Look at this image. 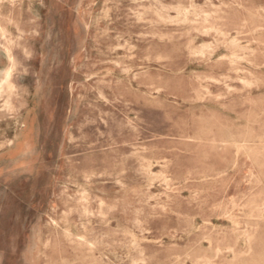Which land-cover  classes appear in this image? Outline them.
<instances>
[{"label": "rangeland", "instance_id": "obj_1", "mask_svg": "<svg viewBox=\"0 0 264 264\" xmlns=\"http://www.w3.org/2000/svg\"><path fill=\"white\" fill-rule=\"evenodd\" d=\"M11 60L0 264H264V0H0Z\"/></svg>", "mask_w": 264, "mask_h": 264}, {"label": "bare ground", "instance_id": "obj_2", "mask_svg": "<svg viewBox=\"0 0 264 264\" xmlns=\"http://www.w3.org/2000/svg\"><path fill=\"white\" fill-rule=\"evenodd\" d=\"M252 10V9H251ZM191 13V12H190ZM258 16V15H257ZM260 29V28H259ZM195 52V51H194ZM12 64L13 61L11 60V66H9L1 75V84H0V88H2L4 85H8L9 83V76L11 73V69H12ZM4 68V67H3ZM210 79V77H209ZM249 84V83H248ZM149 165V164H148Z\"/></svg>", "mask_w": 264, "mask_h": 264}]
</instances>
